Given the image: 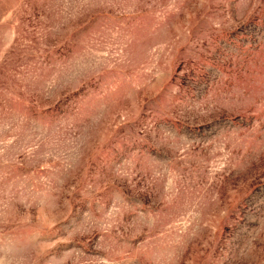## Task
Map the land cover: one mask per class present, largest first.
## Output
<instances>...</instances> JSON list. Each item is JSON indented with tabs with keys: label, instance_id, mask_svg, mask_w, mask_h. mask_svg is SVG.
<instances>
[{
	"label": "rangeland",
	"instance_id": "1",
	"mask_svg": "<svg viewBox=\"0 0 264 264\" xmlns=\"http://www.w3.org/2000/svg\"><path fill=\"white\" fill-rule=\"evenodd\" d=\"M0 264H264V0H0Z\"/></svg>",
	"mask_w": 264,
	"mask_h": 264
}]
</instances>
